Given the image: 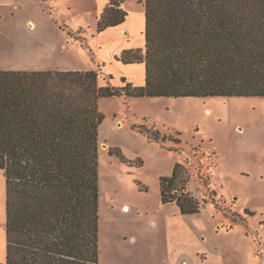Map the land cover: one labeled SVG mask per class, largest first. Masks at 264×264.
<instances>
[{
    "label": "rangeland",
    "instance_id": "1",
    "mask_svg": "<svg viewBox=\"0 0 264 264\" xmlns=\"http://www.w3.org/2000/svg\"><path fill=\"white\" fill-rule=\"evenodd\" d=\"M109 0H0V69L99 70V83L143 85L145 0L97 32ZM99 264H264V96L98 99ZM183 163L199 213L163 203L160 180ZM7 181L0 170V262Z\"/></svg>",
    "mask_w": 264,
    "mask_h": 264
},
{
    "label": "trees",
    "instance_id": "2",
    "mask_svg": "<svg viewBox=\"0 0 264 264\" xmlns=\"http://www.w3.org/2000/svg\"><path fill=\"white\" fill-rule=\"evenodd\" d=\"M109 0L97 32L122 25ZM143 85L99 83V70L0 69V170L7 181L0 264H99L98 99L104 96H264V0H145ZM179 163L160 180L163 203L199 213Z\"/></svg>",
    "mask_w": 264,
    "mask_h": 264
},
{
    "label": "crops",
    "instance_id": "3",
    "mask_svg": "<svg viewBox=\"0 0 264 264\" xmlns=\"http://www.w3.org/2000/svg\"><path fill=\"white\" fill-rule=\"evenodd\" d=\"M167 264H171V263H167Z\"/></svg>",
    "mask_w": 264,
    "mask_h": 264
}]
</instances>
